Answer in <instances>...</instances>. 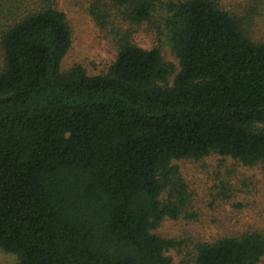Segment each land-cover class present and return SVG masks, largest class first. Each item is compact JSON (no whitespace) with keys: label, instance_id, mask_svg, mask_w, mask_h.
<instances>
[{"label":"trees","instance_id":"16d2710c","mask_svg":"<svg viewBox=\"0 0 264 264\" xmlns=\"http://www.w3.org/2000/svg\"><path fill=\"white\" fill-rule=\"evenodd\" d=\"M56 1L0 0V250L19 264H173L181 244L156 231L187 202L174 162L264 169V43L214 0L171 2L179 71L126 39L106 75L63 73L72 34ZM111 2L132 25L158 10ZM263 258L260 232L196 247L197 264Z\"/></svg>","mask_w":264,"mask_h":264},{"label":"rangeland","instance_id":"374dc122","mask_svg":"<svg viewBox=\"0 0 264 264\" xmlns=\"http://www.w3.org/2000/svg\"><path fill=\"white\" fill-rule=\"evenodd\" d=\"M96 1H56L55 7L66 14L72 34L71 48L62 62L63 73L80 66L89 76L106 75L126 39L144 50L160 49L165 61L179 71L171 33L161 10L168 3L185 0H157V14L142 25L123 21L120 8L111 0H102L105 7L101 12L94 11ZM214 1L243 22L253 42L264 43V0ZM259 129L264 131V126ZM174 165L186 183L187 202L178 219H166L156 231L181 244L168 253L173 264H197L198 243H215L252 232L264 234V169L261 166H243L217 154L201 160L174 162ZM168 199L167 191L162 200ZM0 264H19V261L0 250ZM259 264H264V258Z\"/></svg>","mask_w":264,"mask_h":264}]
</instances>
